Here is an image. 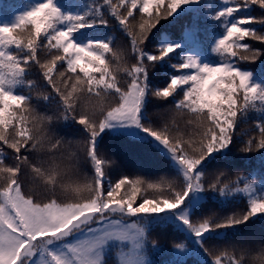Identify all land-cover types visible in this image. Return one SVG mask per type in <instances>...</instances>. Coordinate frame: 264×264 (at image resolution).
Instances as JSON below:
<instances>
[{
  "label": "snow or ice",
  "instance_id": "6c2138e0",
  "mask_svg": "<svg viewBox=\"0 0 264 264\" xmlns=\"http://www.w3.org/2000/svg\"><path fill=\"white\" fill-rule=\"evenodd\" d=\"M221 3L213 11L202 0H99L73 12L59 0H36L13 23L0 25V264H109L113 248L112 264H151L146 249H156L157 241L149 239L150 229L170 223L194 238L211 257L208 264H245L242 244L219 243L233 239L228 230L264 218V189L245 177L226 182V171L206 186L205 170L231 152L249 113L260 114L257 135L240 151L264 155V82L241 67L264 57L248 42L264 45V32L250 26L264 18L237 15L252 5L264 9V0ZM201 10L223 29L209 42L215 63L189 54V45L203 49L196 35ZM189 11L193 25L179 41L165 36L146 50L161 20ZM110 20L126 36L132 63L129 49L113 46L112 37L86 34ZM165 65V86L154 87L149 69ZM151 100L172 109L158 111L154 121ZM40 101L55 111H41ZM77 134L82 138L67 139ZM106 137L158 151L176 178L125 174L113 182L106 168L115 162L99 151ZM208 192L241 197L246 206L194 221ZM174 247L191 252L184 243ZM254 260L264 264V251Z\"/></svg>",
  "mask_w": 264,
  "mask_h": 264
},
{
  "label": "trees",
  "instance_id": "16d2710c",
  "mask_svg": "<svg viewBox=\"0 0 264 264\" xmlns=\"http://www.w3.org/2000/svg\"><path fill=\"white\" fill-rule=\"evenodd\" d=\"M36 0H0V25L11 24L15 18L27 10ZM61 5L66 10L73 12L83 11L90 4L97 3L99 0H59ZM211 4L212 10L222 7L221 0H202V6ZM105 14L107 9L105 8ZM238 16H254L264 18V9L259 5H252L247 11L237 14ZM196 24L200 31L196 34L199 41L203 44V49L199 47H192L189 54L198 56L201 60L207 62H217L219 57L211 53L209 42L213 36L222 34L223 29L219 22L207 19V14L202 10L199 12V17ZM193 25V13L189 11L187 14L181 15L177 20H161L157 29H154L155 35L150 38L147 45L148 51H154L155 45L159 39L167 36L170 39L179 41L183 37L185 26L191 27ZM259 32H264V24L254 23L250 25ZM87 35L107 39L112 37L113 46L129 49L128 62L132 63L133 58L130 53V45L126 36L119 30L114 20H110L107 28H96L85 30ZM78 39H83L79 37ZM253 47L264 50V45L257 41H248ZM43 58V52H41ZM264 62V57H261ZM260 60L256 62H243L241 67L252 70L256 73L257 79L264 82V64ZM175 62V61H173ZM150 80L154 87L165 86L167 76L170 74V69L165 66H157L149 69ZM31 78L37 79L35 75ZM123 82V81H122ZM43 91L44 89H40ZM35 96V92H33ZM35 102V101H34ZM41 111H47L52 114L55 111L54 104H46L40 101L38 104ZM164 109H172L171 103L163 101L151 100L148 105V115L154 121L157 119L156 113L162 112ZM260 119V114L249 113V115L242 119L237 126V136L234 139V144L231 152L225 157L221 156L218 161H213L205 170V184L215 178L221 171H226L227 175L223 177L226 182L228 180L236 181L239 177L246 179H255L257 181V190L264 189V155L259 152L243 153L240 151L243 141L247 140L250 135H257L255 123ZM80 135H70L67 139L79 140ZM101 155L115 163L106 168V174L113 182L121 175L141 176L148 180H158L161 177L166 179H175L176 171L172 168L169 162L158 151L149 146L139 148H129L123 141L107 138L105 142L99 147ZM10 162V160H9ZM91 175V173H89ZM29 187L26 182V190ZM34 187V186H33ZM38 190V189H36ZM207 197L196 210L192 219H197L215 215L216 217H223L232 212L240 211L246 206L245 200L241 197L228 198L224 201L216 196L213 198L211 192L205 193ZM233 233V239L228 242H220L219 247L227 246V243H240L247 249L245 256V264H258L254 258L258 257L264 251V218L256 217L250 220L246 225L239 226L236 230H228ZM149 239L157 241V248L153 249L149 244L146 249L147 254L151 257V264H208L211 259L210 256L202 255L204 259L199 258L193 254H181L175 250V244L184 243L188 248L192 247V241L189 236L182 231L176 224H167L162 226H153L149 232ZM209 247L208 243H205ZM115 250L108 253L109 264L117 258ZM239 256V252H237ZM227 264V261L225 262Z\"/></svg>",
  "mask_w": 264,
  "mask_h": 264
},
{
  "label": "rangeland",
  "instance_id": "374dc122",
  "mask_svg": "<svg viewBox=\"0 0 264 264\" xmlns=\"http://www.w3.org/2000/svg\"><path fill=\"white\" fill-rule=\"evenodd\" d=\"M220 198V197H219ZM221 200H225V199H223V198H220ZM178 227H179V225L178 224H176ZM180 228V227H179ZM182 231H184L188 236H189V234L186 232V230H184V229H182V228H180ZM189 238L191 239V241H192V247L191 248H189L190 250H191V252L189 253V254H193V255H195V256H198L199 258H201V259H204V257H203V255H202V251L198 248V246L197 245H195V243H194V238L193 237H191V236H189ZM112 250H115V252H116V254L118 255V249H116V248H113ZM146 255L148 256V258H149V260L151 261V257L147 254V252H146Z\"/></svg>",
  "mask_w": 264,
  "mask_h": 264
}]
</instances>
